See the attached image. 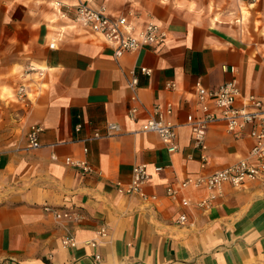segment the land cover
<instances>
[{
  "label": "crops",
  "instance_id": "crops-1",
  "mask_svg": "<svg viewBox=\"0 0 264 264\" xmlns=\"http://www.w3.org/2000/svg\"><path fill=\"white\" fill-rule=\"evenodd\" d=\"M78 1L0 0V264H93L95 253L98 264H264L260 181L225 184L207 210L194 204L203 188L185 190L188 207L166 195L169 183L249 155L253 139L234 137L218 121L208 128L209 161L201 167L187 118L199 114L196 81L214 89L235 77L242 97L252 93L264 104V0H83L126 15L136 30L153 20L167 31L160 45L118 58L100 35L60 15ZM131 71L138 102L131 100ZM13 95L14 116L6 102ZM167 102L175 153L156 133L140 130L153 104ZM134 105L139 110L130 119ZM108 122L120 130L88 138ZM32 124L43 127L37 148L27 143ZM66 156L85 159L100 174H82ZM137 163L149 172L145 197L119 193L116 182L127 184ZM54 210L72 215L56 217ZM182 211L187 219L178 224ZM69 236L74 246L63 245Z\"/></svg>",
  "mask_w": 264,
  "mask_h": 264
},
{
  "label": "built area",
  "instance_id": "built-area-1",
  "mask_svg": "<svg viewBox=\"0 0 264 264\" xmlns=\"http://www.w3.org/2000/svg\"><path fill=\"white\" fill-rule=\"evenodd\" d=\"M241 2L253 3L256 0H238ZM61 16L70 17L76 25H81L93 33L100 35L107 43L113 47V55L118 58L128 51H135L143 47H153L164 42L167 31L153 21L147 20L143 28L136 30L133 23L126 15H112L108 12L106 5L91 7L85 1L79 0L74 5H65L60 11ZM49 47H55V42L49 43ZM230 71L234 72L235 67L231 66ZM140 72L149 75L151 69L140 67ZM129 88L133 91L131 100L138 102L136 90L138 88L137 75L131 71V78L128 81ZM167 86L174 88V83H167ZM196 100L199 109L198 115H189L187 118L191 129V137L196 148L201 150L200 166L204 167L209 156L206 152V134L211 124L222 121L225 124L226 131L234 137L248 135L253 139V145L246 158L240 159L235 163L229 164L222 169H218L207 175L190 176L169 183L166 186V195L173 201H178L182 207L192 205V200L183 194L188 188H203L206 194L202 195L194 204L203 210L210 208L215 199L222 195L225 184L233 187H239L249 181H260L264 188V104L254 94L246 97L241 96V91L236 78H232L220 84L217 88L208 89L200 81L195 82ZM18 96L22 98L25 94L23 86L19 87ZM139 110L138 105L131 106L128 111V117L133 119ZM173 105L167 102L165 105L159 103L153 104L148 118L140 125L143 132L156 133L169 153H175L179 149L177 141L176 123L171 118ZM248 126V131L246 128ZM81 124L76 125V130H80ZM43 127L40 124L29 126L26 137L28 146L37 148L40 144V133ZM120 130V126L114 122L106 123L103 132L93 131L89 139L112 136ZM87 152V148H83ZM56 158L55 154L52 155ZM65 163L76 167L82 174H100L85 159L66 156ZM162 169L161 166L155 167V170ZM149 178V172L146 163L134 164L131 170L130 180L127 184L120 181L116 182V189L121 194H138L145 197L143 187ZM154 197V196H153ZM45 209L51 210L46 206ZM56 217H71L72 213L68 211L57 212ZM185 211L179 213L176 222L182 224L186 221ZM98 234L105 236L106 230L101 226ZM65 246H74L73 237H65L62 240ZM91 246L96 245V241H87ZM93 264L100 262V255L94 254Z\"/></svg>",
  "mask_w": 264,
  "mask_h": 264
},
{
  "label": "rangeland",
  "instance_id": "rangeland-1",
  "mask_svg": "<svg viewBox=\"0 0 264 264\" xmlns=\"http://www.w3.org/2000/svg\"><path fill=\"white\" fill-rule=\"evenodd\" d=\"M15 94H16V91H15ZM6 102H7V106H8V108H9V111H10V113H13L12 114V116H14V114H16V109H17V106H18V104H19V102H17V101H15V95H13V96H10L7 100H6ZM11 118V119H10ZM13 118V119H12ZM9 125L10 126H15V123H16V121H15V117H9ZM10 128H12V127H10ZM248 126H247V128H246V131H248Z\"/></svg>",
  "mask_w": 264,
  "mask_h": 264
}]
</instances>
